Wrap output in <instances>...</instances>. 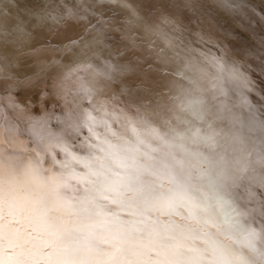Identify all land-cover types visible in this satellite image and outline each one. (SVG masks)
Instances as JSON below:
<instances>
[{
	"label": "snow or ice",
	"instance_id": "1",
	"mask_svg": "<svg viewBox=\"0 0 264 264\" xmlns=\"http://www.w3.org/2000/svg\"><path fill=\"white\" fill-rule=\"evenodd\" d=\"M75 3L73 8L65 0H47L35 14L34 27L47 20H72L78 31L61 45L84 61L93 77L89 88L95 89L96 77L120 78L125 102L143 112L137 123L168 151L160 158L142 151L138 135L130 140L85 109L82 119L69 112L59 133L30 126L33 147L23 142L19 149L27 157L15 154V148L6 152L0 95V264H264V225L257 229L244 222L233 192L245 180L264 187V158L253 162L243 155L244 129L258 131L264 140V122L249 120L237 128L230 110L226 115L217 103V96L226 94L225 72L236 71L228 67L227 50L201 32L192 33L201 45L193 47L179 21L161 13L159 23H150L129 0ZM223 3L231 7L235 0ZM186 6L192 8V0ZM5 18L6 13L0 14V21ZM25 23H16L17 32ZM260 65L252 70L264 78V61ZM128 75L135 79L126 83ZM168 75L176 79L164 81L161 90ZM249 83L256 88L255 81ZM89 88L80 91L91 102ZM8 104L22 106L11 99ZM97 123L113 139L101 137L94 130ZM65 135L81 139L87 153L71 151ZM46 159L51 162L47 167ZM257 167L259 175L249 174ZM223 203L233 206L234 222L219 219ZM178 215L195 227L172 219Z\"/></svg>",
	"mask_w": 264,
	"mask_h": 264
},
{
	"label": "bare ground",
	"instance_id": "2",
	"mask_svg": "<svg viewBox=\"0 0 264 264\" xmlns=\"http://www.w3.org/2000/svg\"><path fill=\"white\" fill-rule=\"evenodd\" d=\"M46 2L47 0H18L17 3L16 0H0V14L6 13V18L0 21V95L3 97V147L6 152L15 148V154L27 157L29 153H20L19 149L24 146L23 142H27V147H33L30 126L39 128L43 125L59 133L64 127L62 121L69 112L77 119H82L84 110L87 109L97 122L106 121L112 131L130 140H135L138 135L144 141L142 151L160 158L168 149L148 129L137 123L138 119L143 118V112H138L134 105L125 102L127 97L120 94L121 79L106 81L102 77H96L95 89L89 88L87 81L93 77L85 71L84 61L75 50L62 49L61 41L69 39L78 31L73 21L65 19L57 24L53 20H47L43 26L34 27L37 24L35 14L39 13ZM65 3L76 7L75 0H65ZM129 3L150 23H159L161 13L179 21L185 27L186 42L192 41L193 47H201L196 42V36L192 35L196 32L203 33L205 39L210 36L218 41L227 50L228 67L235 68L236 71L233 74L225 72L223 87L226 94L218 95L217 103L225 107L226 115L227 110H230L237 120V128L249 120L255 121L257 125L264 122V78L252 70L259 68L260 62L264 61V0H235L231 7H225L223 0H192V8L186 6V0H129ZM236 3L241 6L236 7ZM6 5L12 10L9 11ZM29 13L33 14L31 18ZM22 19L26 23L17 32L16 23ZM118 19L122 20L123 15ZM161 27L166 32L171 31L167 25ZM212 51L217 58L220 57L218 50ZM95 67L98 68L99 65ZM255 77H260L261 82L259 80L257 83ZM134 79V76L128 75L125 82ZM173 79L176 78L165 76L161 81V90L164 81ZM249 80L256 82L255 89H252ZM177 83L182 81L177 80ZM81 87L89 88V95L94 97L91 102L80 91ZM9 88L12 89L11 92L3 91ZM9 99L22 106L9 107ZM224 124L231 126L229 120H225ZM9 125L13 128L11 132L8 131ZM150 127L156 125L150 123ZM94 130L101 137L107 135L109 139H113L106 133L103 123H97ZM244 133L243 155L249 161L258 162L264 158V140L258 131L248 132L244 129ZM87 135V129H82V136ZM64 139L71 151L79 155L87 153V148L81 147V139L68 135ZM92 143L96 141L93 140ZM225 148L230 155L234 154L232 147ZM152 149L158 151L153 152ZM57 157L63 159L59 152ZM233 162L230 160L228 166ZM50 163L46 159L45 166ZM249 174L259 175L260 170L257 167L253 173L250 169ZM204 183L207 184V181ZM233 192L238 197L239 207L245 212L244 222L257 229L264 225V187L245 180L242 186L234 187ZM250 193L255 196L251 197ZM218 215L224 222L231 223L235 220V212L230 203H223ZM160 219L167 222L169 217L161 216ZM172 219L195 227L194 222L184 221L179 215ZM223 242L229 243L226 240Z\"/></svg>",
	"mask_w": 264,
	"mask_h": 264
},
{
	"label": "water",
	"instance_id": "3",
	"mask_svg": "<svg viewBox=\"0 0 264 264\" xmlns=\"http://www.w3.org/2000/svg\"><path fill=\"white\" fill-rule=\"evenodd\" d=\"M36 3L38 4V2L36 1ZM258 76V75H257ZM255 79L257 80V83H259V80H260V82H261V79H260V77H255Z\"/></svg>",
	"mask_w": 264,
	"mask_h": 264
}]
</instances>
